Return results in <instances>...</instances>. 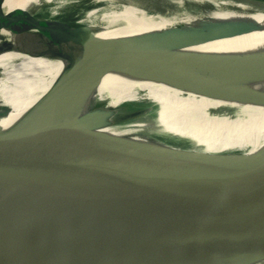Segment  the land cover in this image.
Returning a JSON list of instances; mask_svg holds the SVG:
<instances>
[{"label":"water","instance_id":"obj_1","mask_svg":"<svg viewBox=\"0 0 264 264\" xmlns=\"http://www.w3.org/2000/svg\"><path fill=\"white\" fill-rule=\"evenodd\" d=\"M0 27L36 29L93 53L90 65L71 66L59 75L27 120L0 130V207L9 213L0 221V264H246L264 257V149L253 157L207 153L97 131L103 123L140 116L131 112L98 123L48 124L61 105L118 68L219 97L264 102V94L179 67L260 79L264 56L179 65L156 48L198 40L98 38L84 24L21 9L0 12ZM2 41L0 47L13 45ZM153 128L150 137L194 146L184 135Z\"/></svg>","mask_w":264,"mask_h":264},{"label":"bare ground","instance_id":"obj_2","mask_svg":"<svg viewBox=\"0 0 264 264\" xmlns=\"http://www.w3.org/2000/svg\"><path fill=\"white\" fill-rule=\"evenodd\" d=\"M53 1L56 0H1L0 12L8 15L21 9L39 15ZM89 2V9L78 18L98 38L158 37L171 43L190 38L198 40L193 45L167 50L156 48L160 55L177 64L192 60L225 64L264 56L262 1ZM0 40L13 44L0 47V130L3 131L12 130L27 120L67 68L93 62L91 49L73 41L53 40L36 29L23 31L17 27H0ZM179 67L221 84L238 85L249 92L264 94V78L214 75L202 68ZM94 103H98V107L93 106ZM119 112L140 116L117 125L103 123L97 131L141 144L207 153H240L253 157L264 149V102L189 90L125 68L110 70L74 102L61 105L48 124L104 122ZM153 125L163 133L186 136L194 146L150 137L152 131L157 130ZM8 218L7 209L1 206L0 221ZM246 264H264V257Z\"/></svg>","mask_w":264,"mask_h":264},{"label":"rangeland","instance_id":"obj_3","mask_svg":"<svg viewBox=\"0 0 264 264\" xmlns=\"http://www.w3.org/2000/svg\"><path fill=\"white\" fill-rule=\"evenodd\" d=\"M79 1L78 0L53 1L48 6H46L45 9L38 16H42L46 18L48 17V18L58 19V20H65L69 22L71 21L72 24H83V22L80 23L78 17L81 13L89 9L90 7L89 5H91L89 1H92V0H79ZM258 1L264 2V0H258ZM77 2L81 3L82 5L78 4ZM84 6L87 8H85Z\"/></svg>","mask_w":264,"mask_h":264}]
</instances>
